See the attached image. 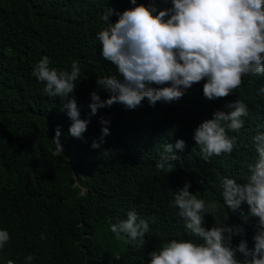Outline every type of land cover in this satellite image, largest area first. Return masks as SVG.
I'll return each mask as SVG.
<instances>
[{
  "label": "trees",
  "instance_id": "obj_1",
  "mask_svg": "<svg viewBox=\"0 0 264 264\" xmlns=\"http://www.w3.org/2000/svg\"><path fill=\"white\" fill-rule=\"evenodd\" d=\"M127 7L128 0H0V228L10 235L0 264H24L28 254L32 264H146L147 253L167 240L192 239L177 210L169 207L174 190L188 181L197 198L217 201L216 215L205 217L207 228L226 212L218 178L246 179V165L256 155L251 137L264 131V97L258 93L264 76L242 78L238 91L212 101L202 96L201 81L173 103L149 106L145 99L134 110L113 103L89 116V93L95 91L101 100L109 95L96 79L116 75L95 39L106 26L101 16L109 8ZM108 19L115 22L116 16ZM42 56L57 70L70 71L71 62L78 63L71 97L79 118L89 120L82 140L67 134L70 121L61 110L66 100L44 95L43 82L31 75ZM237 99L249 111L244 126L227 133L236 136V145L205 163L192 140L193 129ZM101 119L108 121L109 134L93 149ZM57 125L63 152L54 156L51 139ZM176 139L185 141L183 151L174 149L178 158L168 162L170 167L156 169L163 145ZM129 210L149 223L141 247L124 244L109 231V224L125 219ZM228 217L229 224L241 223L236 213ZM254 223L251 218L243 225L249 248ZM239 239L233 237L232 244Z\"/></svg>",
  "mask_w": 264,
  "mask_h": 264
},
{
  "label": "clouds",
  "instance_id": "obj_2",
  "mask_svg": "<svg viewBox=\"0 0 264 264\" xmlns=\"http://www.w3.org/2000/svg\"><path fill=\"white\" fill-rule=\"evenodd\" d=\"M155 0L138 3L128 0L123 11L109 10L101 16L106 26L95 39L100 44V56L111 63L116 75L96 79V85L109 93L101 100L89 93V116L113 103L124 110H134L145 99L149 106L156 102L173 103L187 93L194 84L203 81L202 96L209 100L223 98L239 90L242 78L264 76V0ZM115 15V22L109 17ZM80 68L76 60L70 71L49 67V58L42 56L33 66L31 75L43 82L42 93L59 97L61 110L70 121L67 134L83 139L89 120L79 118V109L71 97ZM264 97V84L258 89ZM247 105L241 100L228 102L223 109L211 113L192 132V140L199 148V156L207 163L212 156L229 154L236 145V136L248 116ZM99 142L93 139L95 149L109 134L107 120H100ZM61 130L53 128L52 155H62ZM255 157L247 163L244 182L230 176L218 178L219 197L226 212L221 219L205 227V217H214L218 211L216 200L206 201L189 192L190 183L172 192L169 207L183 222L184 232L192 239H169L162 246L147 253L146 264H264V131L251 137ZM185 141L164 144L163 154L155 168L170 167L169 161L183 151ZM247 211L245 212L244 207ZM236 213L241 223L229 224L228 213ZM254 218L255 231L249 248L244 238L243 225ZM109 231L124 244L141 247L149 223L129 210L125 219L109 224ZM240 237L236 245L233 237ZM41 239L44 238L41 234ZM10 240L9 232L0 228V250ZM33 256L25 255L24 264H32ZM5 264H14L13 260Z\"/></svg>",
  "mask_w": 264,
  "mask_h": 264
}]
</instances>
